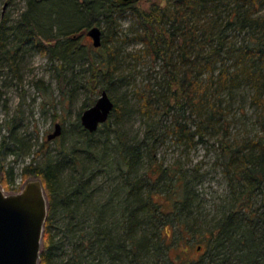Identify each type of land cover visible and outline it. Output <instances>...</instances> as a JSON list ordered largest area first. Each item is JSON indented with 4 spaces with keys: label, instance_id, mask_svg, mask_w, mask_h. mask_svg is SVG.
Here are the masks:
<instances>
[{
    "label": "trees",
    "instance_id": "trees-1",
    "mask_svg": "<svg viewBox=\"0 0 264 264\" xmlns=\"http://www.w3.org/2000/svg\"><path fill=\"white\" fill-rule=\"evenodd\" d=\"M42 1L27 0V8L9 27L10 33L18 43H28L40 50H44V44H50L48 49L51 52L55 49L66 64L88 52L89 45L85 43L88 28L101 27L105 23L104 28L114 31L120 13L129 9L135 14L142 29V42L150 55L162 62L163 69L160 82L156 83L162 92L144 90L140 97L143 106L161 104L164 113L174 109L172 133L177 140L195 144L207 133L218 135L222 146L220 153L228 158V166H235L231 178L237 180V187L231 181L228 207L221 218L203 233L204 255L191 264H226L229 260H235L237 264H264V211L252 205L253 193L264 195V138L251 141L247 148L244 147L246 141L229 143L227 131L222 127L227 119L221 98L223 93L231 96L242 85L251 87L254 93L251 103L260 107L258 119L264 125V16L257 15L256 11L262 0H155L147 8L136 6L139 0L130 3L74 0L75 17L63 22L52 10L47 18L51 19L52 14L55 19L50 23L48 20L43 22L45 4ZM4 30L2 24L0 53L7 60L10 58L13 66L10 50L2 49ZM230 32L242 35V38L235 41ZM107 54L101 70L91 61L88 82L100 71L108 78L111 49ZM113 102L112 112L117 109L116 101ZM185 111L193 117L181 114ZM183 118L191 119L194 129L186 127ZM150 128L154 134L155 124ZM80 131L87 137L83 142L89 144L88 137L92 133L82 126ZM146 146L152 151L148 142ZM141 147L139 143H131L120 148L121 161L126 167L122 176L125 196L120 204V227L104 223L100 209L96 213L88 209L89 216L93 217L88 222L89 236L86 238L81 234L79 240L73 242V255L67 259L57 253L61 243L54 240L51 222L57 206L62 209L72 207L70 216L67 215L66 230L79 226L78 206L83 203L80 199L85 198L86 188V181L81 178L83 172L77 170L78 175L73 177L71 184L63 186L59 174L64 167L60 161L48 159L38 164L32 158L23 166L25 177L41 179L48 199L39 264H101L99 256H107L112 264H120L123 260L145 264L146 261L141 260L148 254L163 252L167 247L161 233L167 221L183 223L185 231L193 234L196 221L192 219L190 224L184 221L188 214L183 215L182 211L189 202L186 190L181 199L176 200L181 207L176 206L171 212H165L160 202L152 200V193L161 187L162 180L167 182V187L171 186L173 177L181 178L182 172L149 162L146 173L138 175ZM245 150L248 152H241ZM149 171L159 177L154 179L152 174H147ZM85 250L88 254H84ZM91 253L95 254L92 256Z\"/></svg>",
    "mask_w": 264,
    "mask_h": 264
},
{
    "label": "rangeland",
    "instance_id": "rangeland-1",
    "mask_svg": "<svg viewBox=\"0 0 264 264\" xmlns=\"http://www.w3.org/2000/svg\"><path fill=\"white\" fill-rule=\"evenodd\" d=\"M153 1L139 0L135 5L147 8ZM42 3L45 4L43 22L48 20L50 23L55 19L52 14L51 19L47 18L52 10L63 22L75 17L74 0H43ZM26 8L27 0H0V26L3 24L5 28L2 49L10 50L14 66L10 64V58L7 60L0 53V187L6 193L19 191L22 184L32 178L22 174L23 166L32 158L38 164L48 159L60 161L64 167L59 174L63 186L70 185L73 177L78 175L77 170H82L81 178L86 181V188L85 198L80 199L83 203L78 206L79 226L66 230L72 207L62 209L57 206L51 222L54 240L61 243L57 253L67 259L73 255V242L78 241L81 234L86 238L89 236L88 222L93 217L89 216L88 209L95 213L100 209L104 223L120 227V204L125 196L122 176L126 171L120 148L123 144L139 143L142 147L138 175L146 173L149 162L182 172L181 178L173 177L171 186L167 187V182L162 180L161 187L152 193V200L160 202L165 212H171L176 206L181 207L176 200L181 199L186 190L189 202L182 210L183 215L188 214L184 221L189 224L192 219L196 221L193 234L185 231L183 223L167 221L161 230L167 247L163 252L148 254L141 262L191 264L199 261L204 255L203 233L221 218L228 207L231 181L237 187V180L231 178L235 166H228V158L220 153L219 136L207 133L195 144L177 140L172 133L175 110L164 113L161 104L157 103L151 107L143 106L140 97L144 90L162 92L156 83L160 82L163 69L162 62L154 59L142 42V29L131 10L120 13L114 31L104 28L106 24L102 22L101 45L93 47L88 37L85 40L89 45L88 52L66 64L55 49V52L48 49L50 44H44V50H40L28 43H18L10 33L9 27ZM256 9L257 15L264 16V0ZM55 27L53 24V29ZM230 35L235 41L242 38V35L231 32ZM108 49L112 52L108 78L100 71L88 82L91 61L101 70ZM103 89L116 101L117 109L88 137L89 144L86 145L83 141L87 137L80 131V115L95 102ZM253 94L251 87L242 85L231 96L226 93L221 96L227 119L222 127L227 131L229 143L246 141V146H242L247 148L251 141L264 138V125L258 119L260 107L251 103ZM181 114L193 117L187 111ZM183 120L187 122L186 127L194 129L191 119ZM55 123L61 125L62 131L49 141L47 135L53 131ZM151 124L156 127L154 134ZM147 142L152 151L147 150ZM11 150L13 152H9ZM147 174L151 176L152 173ZM152 175L154 179L159 177ZM252 205L264 211L263 193L258 196L253 193ZM98 259L101 264H112L107 256ZM120 264L135 263L123 260ZM226 264L237 262L229 260Z\"/></svg>",
    "mask_w": 264,
    "mask_h": 264
},
{
    "label": "water",
    "instance_id": "water-1",
    "mask_svg": "<svg viewBox=\"0 0 264 264\" xmlns=\"http://www.w3.org/2000/svg\"><path fill=\"white\" fill-rule=\"evenodd\" d=\"M120 1L130 3L138 0ZM86 35L91 38L93 47L101 45L100 27L88 28ZM113 108V100L105 90H101L95 102L82 111L81 126L94 133L106 122ZM61 131V125L55 123L47 140L58 137ZM47 213L48 199L40 178L27 179L17 192L6 193L0 187V264H39Z\"/></svg>",
    "mask_w": 264,
    "mask_h": 264
}]
</instances>
